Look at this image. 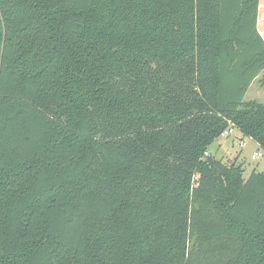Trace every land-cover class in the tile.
<instances>
[{"label": "trees", "instance_id": "16d2710c", "mask_svg": "<svg viewBox=\"0 0 264 264\" xmlns=\"http://www.w3.org/2000/svg\"><path fill=\"white\" fill-rule=\"evenodd\" d=\"M263 70L264 0H0V264H264Z\"/></svg>", "mask_w": 264, "mask_h": 264}, {"label": "rangeland", "instance_id": "374dc122", "mask_svg": "<svg viewBox=\"0 0 264 264\" xmlns=\"http://www.w3.org/2000/svg\"><path fill=\"white\" fill-rule=\"evenodd\" d=\"M264 70L252 81L244 100H256L264 104ZM208 152L224 164L235 163L241 164L243 168V177L247 178L252 171L264 172V151L259 148L258 144L251 138L242 136L238 131L229 134H223L213 141ZM260 152L261 156L252 158V155Z\"/></svg>", "mask_w": 264, "mask_h": 264}, {"label": "built area", "instance_id": "2783aa9c", "mask_svg": "<svg viewBox=\"0 0 264 264\" xmlns=\"http://www.w3.org/2000/svg\"><path fill=\"white\" fill-rule=\"evenodd\" d=\"M233 130L235 131V129L233 127H229L227 128L221 135H225V134H229V133H232ZM258 156H261V153L260 152H256L252 155V158H257Z\"/></svg>", "mask_w": 264, "mask_h": 264}]
</instances>
